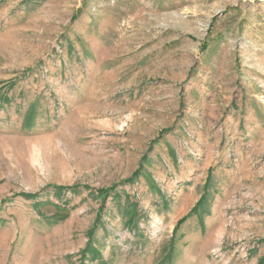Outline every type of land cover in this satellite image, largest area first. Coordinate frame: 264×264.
Here are the masks:
<instances>
[{"label":"rangeland","instance_id":"1","mask_svg":"<svg viewBox=\"0 0 264 264\" xmlns=\"http://www.w3.org/2000/svg\"><path fill=\"white\" fill-rule=\"evenodd\" d=\"M0 264H264V0H0Z\"/></svg>","mask_w":264,"mask_h":264}]
</instances>
